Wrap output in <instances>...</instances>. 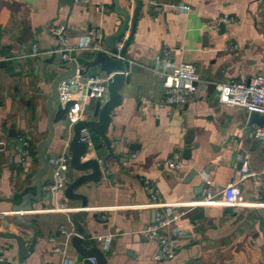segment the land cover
Instances as JSON below:
<instances>
[{
  "label": "crops",
  "instance_id": "obj_1",
  "mask_svg": "<svg viewBox=\"0 0 264 264\" xmlns=\"http://www.w3.org/2000/svg\"><path fill=\"white\" fill-rule=\"evenodd\" d=\"M142 1L126 55L136 72L123 87L122 103L115 108L108 129L118 154L111 167L116 176L102 177L100 183L91 182L88 190H80L88 197L84 209L89 231L111 235L107 248L95 241L108 264H264V176L258 184L250 177L240 178L246 154L250 170H261L264 142L249 135L257 125L247 123V111L220 103L213 85L248 81L264 73V0ZM120 3L127 6V0ZM97 5L104 10H97ZM224 15L231 21L219 22ZM121 21L113 0H89L88 4L74 0L72 6L67 0H0V54L8 57L0 67V231H22L11 211L21 199L11 196L39 167L35 153L20 161L19 137L25 135L34 147L47 133L45 99L40 92L48 91V86L36 67L53 48H59L50 27L63 24L68 42L78 44L96 28L105 35L116 32ZM163 48L171 51L175 63L195 65L200 94L194 101L162 102L163 77L156 65ZM13 122L15 138L8 136ZM189 130L191 143H186ZM58 133L56 125V137ZM185 147H190L187 159L183 158ZM63 149L62 142L54 139L47 151ZM174 153L183 161L178 169L163 163ZM193 169L197 174L187 181ZM204 178L213 185L204 184ZM147 179L159 189L158 202L149 196ZM230 182L240 188L234 203H228L222 191ZM58 199L62 194L55 195L54 204L35 203L31 210L19 212L38 227L34 250L21 264H63L66 258L67 264H84L72 247L63 245L60 231L62 225L72 231L68 213L77 211L79 203L59 206ZM164 206L178 216L172 227L188 236L173 258L159 260L155 258L159 243L148 239L144 229ZM12 242L0 238V264H20L14 247L4 250ZM86 244L91 243L86 240Z\"/></svg>",
  "mask_w": 264,
  "mask_h": 264
},
{
  "label": "water",
  "instance_id": "obj_2",
  "mask_svg": "<svg viewBox=\"0 0 264 264\" xmlns=\"http://www.w3.org/2000/svg\"><path fill=\"white\" fill-rule=\"evenodd\" d=\"M134 6H123L120 0H113L115 13L122 16V21L116 32L105 35L102 30L97 48H89L78 53L71 50L67 57H63V51L53 48L51 55L41 58L37 65V70L41 69L42 83L48 86V91L40 92L44 97V108L47 113V133L45 137L39 139L34 146L39 167L30 176L29 181L20 190L14 191L11 199L20 197V202L12 205L14 212L13 219L22 230L20 233L13 231H0V238L12 240V244L4 246V250L16 251L17 261L21 264L30 253L33 252L38 238V227L31 221L26 220L19 214L22 210H31L35 203H40L46 207V202L54 204L53 200L58 193L62 194V199L56 202L68 206L70 202H78L79 209L68 213L67 223L72 225L71 234L61 232L64 241L63 245L72 247L83 259L84 264H108V258L102 247L95 240L90 239L88 221L85 218L88 203L87 194L83 189H89V183L98 184L102 177L112 179L116 173L111 171V167L117 157L115 151L116 144L108 135V129L112 121V114L117 106L122 103V90L125 85L130 84L132 74L136 68L127 59V50L133 39L138 17L141 15L143 6L142 0H133ZM70 6L74 0H67ZM149 5L148 9H151ZM221 28L224 27L220 23ZM129 32L126 34V30ZM125 36V37H124ZM122 40L121 48L117 47V42ZM6 65V61H0V67ZM89 74H101L107 76L106 88L107 96L104 101L100 99L89 100L80 106V100L76 98L62 99L59 91V84L68 81L73 77H78L80 82ZM164 77L162 78V82ZM18 94L17 92H15ZM17 99H21L18 95ZM73 114L80 115L76 121L71 120ZM248 124L262 126L264 117L256 112L250 111L245 114ZM56 125L59 133L56 137ZM88 130L89 139L81 141L79 139L80 130ZM191 130L188 131L186 143H191ZM8 136H17L16 123L10 125ZM54 139L62 142L68 153L66 167L61 171V184L54 190H49L45 185L50 182L54 170L53 160L61 153L56 151L48 152V147ZM20 151L22 144L19 143ZM130 147H132L130 145ZM190 147L183 149V158H188ZM197 174L193 169L187 178L190 181ZM31 189V191H28ZM155 214V213H154ZM35 216V215H34ZM30 230L31 233L28 235ZM61 231V230H60ZM71 231V230H69ZM86 240L91 244L87 245ZM3 251H0V255ZM90 258H94L92 262ZM7 257L4 258L6 260ZM68 262V258L64 263Z\"/></svg>",
  "mask_w": 264,
  "mask_h": 264
},
{
  "label": "built area",
  "instance_id": "obj_3",
  "mask_svg": "<svg viewBox=\"0 0 264 264\" xmlns=\"http://www.w3.org/2000/svg\"><path fill=\"white\" fill-rule=\"evenodd\" d=\"M79 2L88 4L89 0H79ZM127 2L130 6L134 4L133 0H127ZM154 4L157 8L159 7V3L154 2ZM177 7L183 10L189 9L186 5H177ZM96 9L103 11L104 7L102 5H97ZM231 19L230 16L224 15L219 19V22H230ZM50 32L56 37L59 46L58 49L63 51V57H67L71 50H76L78 52L99 47V43L96 39L100 38L102 35V30L96 28L80 43L70 44L63 24L50 27ZM116 45L118 48H121L122 41L117 42ZM226 49L230 50L231 46H227ZM33 50L35 51V47ZM7 58L8 57L0 54V61H5ZM156 66L162 74V77H164L162 82L163 103L184 105L194 101L199 96L200 87L198 83L200 78L194 64L187 62L175 63L172 60L171 51L167 48H163L161 55L157 59ZM106 80L107 76L101 74H89L84 78L83 82H80L78 77H73L68 81H62L59 84V91L62 99H79L80 106L91 99H100L104 101L107 96ZM213 85L220 103L239 107L247 112L256 111L264 117V73H258L248 81H217L214 82ZM80 117V115L73 114L71 120L76 121ZM249 135L254 139L264 142V124L255 127L249 132ZM79 139L81 141H87L89 139L88 130L86 128L80 130ZM19 141L22 144L20 161L25 162L31 152L30 140L23 135L19 137ZM132 156H134V154H132ZM68 157L66 150H63L61 154L52 161L54 170L50 182L45 185L47 189L52 191L60 186L62 181L60 174L66 167ZM182 162L181 157L177 153H174L163 163L170 168L178 169L183 164ZM263 176L264 163L260 171H251L248 166V155L246 154L244 159H242L240 178L250 177L255 184H258ZM146 183L151 200L158 202L159 189L154 180L147 179ZM204 184L211 186L213 182L211 179L204 178ZM222 191L228 203L236 202L240 195V188L234 182L225 185ZM206 196H211L210 191H207ZM56 204L59 203L56 202ZM59 206H63V204ZM177 217L178 216L172 211L171 207L164 206L162 210L155 211L153 222L145 227L144 235L148 239H156L159 243V251L155 255L156 259L173 258L182 246V239L188 236L183 229L172 227V222L176 220ZM61 232L69 235L72 231L67 230L62 225ZM90 239L103 242L105 248H107L111 240V235H92ZM54 250L58 251L59 248L56 247ZM90 260L95 262L94 258H90Z\"/></svg>",
  "mask_w": 264,
  "mask_h": 264
},
{
  "label": "trees",
  "instance_id": "obj_4",
  "mask_svg": "<svg viewBox=\"0 0 264 264\" xmlns=\"http://www.w3.org/2000/svg\"><path fill=\"white\" fill-rule=\"evenodd\" d=\"M33 150H34V147L31 146V152H30L31 154H34V151Z\"/></svg>",
  "mask_w": 264,
  "mask_h": 264
}]
</instances>
